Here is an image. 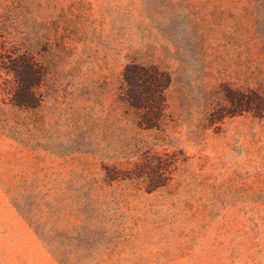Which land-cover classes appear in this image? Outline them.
<instances>
[{
    "label": "rangeland",
    "instance_id": "374dc122",
    "mask_svg": "<svg viewBox=\"0 0 264 264\" xmlns=\"http://www.w3.org/2000/svg\"><path fill=\"white\" fill-rule=\"evenodd\" d=\"M1 51L47 76L36 110L0 95V264H264V0H0ZM132 63L171 77L162 131Z\"/></svg>",
    "mask_w": 264,
    "mask_h": 264
},
{
    "label": "trees",
    "instance_id": "16d2710c",
    "mask_svg": "<svg viewBox=\"0 0 264 264\" xmlns=\"http://www.w3.org/2000/svg\"><path fill=\"white\" fill-rule=\"evenodd\" d=\"M0 74L5 76L4 85H0V95H8L7 99L2 101L5 106L33 111L42 105L44 95L40 88L44 84L47 70L31 51H24L14 58L9 52L1 51ZM170 85L169 73L153 64L132 63L126 67L119 88V101L125 107V114L131 118L138 130H163L170 117L167 98ZM244 96L239 93L230 99L227 98V101L234 108H242L245 103ZM256 98L250 110L261 114L264 112V98L259 94ZM170 165L167 168L162 167L159 173L161 181L155 185L150 182L151 191L167 186L172 174Z\"/></svg>",
    "mask_w": 264,
    "mask_h": 264
}]
</instances>
